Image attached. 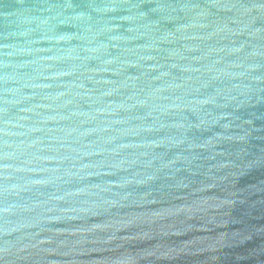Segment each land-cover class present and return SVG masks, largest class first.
<instances>
[{"label":"water","instance_id":"95a60500","mask_svg":"<svg viewBox=\"0 0 264 264\" xmlns=\"http://www.w3.org/2000/svg\"><path fill=\"white\" fill-rule=\"evenodd\" d=\"M0 264H264V0H0Z\"/></svg>","mask_w":264,"mask_h":264}]
</instances>
